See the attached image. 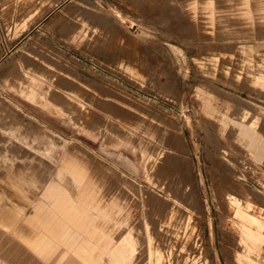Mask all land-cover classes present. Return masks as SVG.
<instances>
[{
    "label": "rangeland",
    "instance_id": "1",
    "mask_svg": "<svg viewBox=\"0 0 264 264\" xmlns=\"http://www.w3.org/2000/svg\"><path fill=\"white\" fill-rule=\"evenodd\" d=\"M262 53L261 0H0V199L10 214L45 204L40 214L69 233L47 257L0 230V257L241 264L264 254V238L247 237L264 233V160L235 132L238 96L264 119V86L241 76ZM73 165L82 183H71Z\"/></svg>",
    "mask_w": 264,
    "mask_h": 264
},
{
    "label": "crops",
    "instance_id": "2",
    "mask_svg": "<svg viewBox=\"0 0 264 264\" xmlns=\"http://www.w3.org/2000/svg\"><path fill=\"white\" fill-rule=\"evenodd\" d=\"M261 1L264 3V0ZM241 50L242 52H245L243 48H241ZM254 70L256 71V73L254 72ZM241 74L242 78L245 77V79L250 82L253 81L262 83V85L264 86V53H262L258 57V60L256 62L249 61L248 59L243 60ZM238 97L240 98V126L237 127V129L235 128V132L240 134L242 143L245 145V147H243L242 149L248 154L253 155L256 159L264 160V133L261 132L264 128V119H262V114L260 115V113H258L256 115H253V112L259 110L258 106L254 103L249 102L245 98H242L240 96ZM242 160L244 159L242 158ZM69 175L71 178V183H82L83 174L81 173V170L77 165H73L71 167ZM28 185L29 184L26 182H21L18 183L17 187L20 191H27ZM66 189L68 190V188L62 187V185L58 187L51 186L48 188V191L50 193H54L65 191ZM3 196L8 197L6 194H4ZM25 201L27 202V204L16 203L19 209H26L29 206L30 200ZM64 205V200L60 198L57 200L55 206L58 210L64 212L69 218L70 210H68V207ZM45 206V204H39L37 206L39 212L33 215H21L17 210L14 209V211L10 214L9 209L6 208V205L0 199V214L4 217L9 216V219L11 220V223L10 220L7 219L6 222L0 224V230H4L6 232L13 231L16 237L19 238V240H21L25 245H29L31 249H33L32 251H34V253L45 256L47 255V257H49L54 255L55 253H58V244L60 242H65L66 240H68L69 233L64 231L66 229L64 220H57L55 217L50 216L49 214H40ZM241 212L251 213L247 209H242ZM260 213L261 211L259 210V213L257 214ZM41 228H45V230L41 231ZM249 230H251L249 231V234H247V237H249V241L253 240L254 237H256L258 241L260 240V238H264V233H261V227L258 226L255 233L252 232V229ZM243 241L245 242L246 240L243 239ZM257 250L255 252L256 254H252L250 257L244 256L241 259V264H264V254H259V251ZM10 253H6L7 256L4 258L0 257V264H40L32 259V255L23 254V252L20 250H18V252L17 250L14 251L13 253H15V255H10ZM8 254L11 259L8 258Z\"/></svg>",
    "mask_w": 264,
    "mask_h": 264
},
{
    "label": "bare ground",
    "instance_id": "3",
    "mask_svg": "<svg viewBox=\"0 0 264 264\" xmlns=\"http://www.w3.org/2000/svg\"><path fill=\"white\" fill-rule=\"evenodd\" d=\"M5 8V7H4Z\"/></svg>",
    "mask_w": 264,
    "mask_h": 264
}]
</instances>
